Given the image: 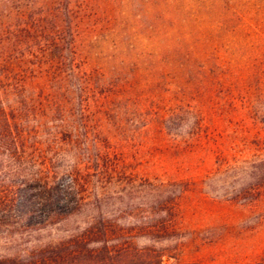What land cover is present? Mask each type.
Here are the masks:
<instances>
[{"label":"rangeland","instance_id":"rangeland-1","mask_svg":"<svg viewBox=\"0 0 264 264\" xmlns=\"http://www.w3.org/2000/svg\"><path fill=\"white\" fill-rule=\"evenodd\" d=\"M53 7L52 0H0V15L5 18L8 11L26 12L30 21L44 20L49 32ZM70 9L75 11L76 34L87 66L116 77L118 97H124L104 106L98 103L87 117L74 118L75 125H80L79 134L86 132L85 121L92 128L96 123L104 125L111 138L110 161L118 177L139 181L154 175L188 176L175 172L172 165L181 162L173 156L169 142L161 139L159 127L155 131L148 123L155 111L166 114L177 99L194 105L202 101L214 104L215 119L222 126L212 141L214 146L227 145L230 158L245 159L264 149V0H63L62 11ZM213 62L219 67H209ZM215 75L222 79L207 95L209 79ZM232 101L245 111L249 107L247 117L252 118L245 122L236 118L230 111ZM48 109L45 105L44 112L50 116ZM31 125L37 124L31 121ZM186 130L187 125L182 131ZM51 133L48 122L33 140L41 141L40 147L45 149ZM81 136V147H86ZM73 159L74 152L61 157L60 170ZM215 161L217 158L210 165ZM13 171L1 154L0 190L5 192L14 181H23ZM67 182L64 177L60 185ZM38 186L30 185L27 209L31 217L27 220L20 209L0 207V257L60 245L82 230L88 215L97 213V206L119 217L117 225L129 226L131 208L146 201L144 193L137 194L128 186L124 194L101 203L74 206L70 216L44 219L51 206ZM221 193L194 188L182 198L181 257L227 264L264 257V203L250 209L224 201ZM136 242L144 246L149 240L139 236Z\"/></svg>","mask_w":264,"mask_h":264},{"label":"trees","instance_id":"trees-1","mask_svg":"<svg viewBox=\"0 0 264 264\" xmlns=\"http://www.w3.org/2000/svg\"><path fill=\"white\" fill-rule=\"evenodd\" d=\"M52 1L50 33L44 20L30 21L26 12L8 11L5 18L0 15V155H6L14 175L23 177L5 192L0 190V207L20 209L27 220L31 217L27 208L32 183L39 185L38 191L47 195L51 206V213L44 219L70 216L74 206L101 203L124 194L128 186L137 194L144 193L146 201L131 208L133 221L129 226L117 225L119 217L97 206V213L88 215L82 230L67 241L27 249L24 255L2 256L0 264H227L181 257V200L191 189H208L222 192L226 202L256 209L264 203V149L245 159L230 158L227 145L214 146L212 141L222 126L215 119L214 104L202 101L194 105L177 99L166 114L155 111L148 123L155 131L159 127L161 139L169 142L173 156L181 162L172 165L175 172L188 176L154 175L140 177L139 181L118 177L110 161L111 138L104 125L100 122L92 128L88 121H82L84 129L89 130L79 134L80 125H75L74 118L87 117L98 103L104 106L124 97H118L116 77L87 66L76 34L75 11L66 13L62 11L63 0ZM212 64L208 66L219 67ZM220 79L216 75L209 79L207 95ZM45 105L50 116L44 112ZM229 106L236 118L244 122L252 118L247 117L249 107L245 111L235 101ZM31 121L37 125H31ZM48 122L52 133L43 149L42 142L33 139ZM185 125L187 130L183 132ZM81 135L86 147H81ZM82 149L86 150L83 154ZM71 152L75 159L60 170V158ZM213 158L217 161L210 165ZM64 177L68 182L62 186ZM139 236L149 243L140 246L136 242ZM245 264H264V257Z\"/></svg>","mask_w":264,"mask_h":264}]
</instances>
